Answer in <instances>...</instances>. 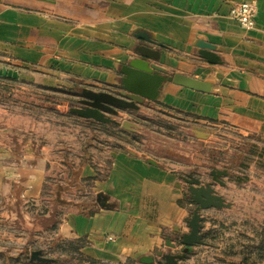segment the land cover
I'll return each instance as SVG.
<instances>
[{
	"label": "crops",
	"instance_id": "crops-1",
	"mask_svg": "<svg viewBox=\"0 0 264 264\" xmlns=\"http://www.w3.org/2000/svg\"><path fill=\"white\" fill-rule=\"evenodd\" d=\"M240 2L256 3L252 30L230 16ZM139 33L163 46L153 47L160 59L152 64L204 91L166 82L157 101L119 110L116 124L70 112L83 90L121 92L123 70L139 58ZM202 44L222 64L204 60ZM155 110L197 123L201 147L221 130L237 135L231 165L186 172L134 151L126 137L140 132L122 124ZM216 170L229 172L224 187L213 183ZM190 175L213 184L228 207L200 211L206 245L180 264L210 255L264 264V0H0V264H25L31 243L43 239L80 245L102 264L180 253L196 208Z\"/></svg>",
	"mask_w": 264,
	"mask_h": 264
},
{
	"label": "water",
	"instance_id": "water-1",
	"mask_svg": "<svg viewBox=\"0 0 264 264\" xmlns=\"http://www.w3.org/2000/svg\"><path fill=\"white\" fill-rule=\"evenodd\" d=\"M137 38L142 40V44L135 49L139 55L138 59L130 62L129 66L123 70L124 78L121 81V92L113 95L107 92H94L92 90H83L80 94L81 100L79 107L71 108L70 112L77 116L93 120L103 124H116L117 121L113 117L118 116V111H138L145 101L155 102L160 96V91L166 82L173 83L195 91H204V84L192 78L182 75L166 76L165 71L159 66L152 64L160 59V52L153 47L162 45L155 43L146 34L139 33ZM201 57L210 64H222L219 56L214 52V48L207 44L200 45ZM134 125L130 122H124L122 128L125 130H134ZM213 183L225 186L221 181L223 176H228L229 172L213 171L211 173ZM186 182L189 184V192L191 200L196 205L193 216L188 222L189 233L180 234L179 243L184 247L180 253H163L158 252L156 257L145 258L143 264H180L190 254L194 248L200 245H206L203 241L204 234L202 229V216L200 211L211 208H225L228 205L224 200L215 194L213 184L208 183L202 186V181L193 175H190ZM196 186L198 188H196ZM100 203V198H98ZM170 249L175 248V244L167 241ZM31 262L50 264L54 260L46 257L41 250L33 251L30 255Z\"/></svg>",
	"mask_w": 264,
	"mask_h": 264
},
{
	"label": "rangeland",
	"instance_id": "rangeland-1",
	"mask_svg": "<svg viewBox=\"0 0 264 264\" xmlns=\"http://www.w3.org/2000/svg\"><path fill=\"white\" fill-rule=\"evenodd\" d=\"M13 89L18 90L17 87H13ZM31 94L34 93L32 92ZM27 99L31 100L30 95L23 100ZM12 105L17 107L15 102ZM148 114V118L144 115L143 118L132 123L135 126L134 130L136 129L140 133L129 135L126 139L131 141V148L134 151L136 150L146 156L160 160V162L171 169L179 170L180 167H183V171L196 172L200 171L202 166L207 168L211 164L218 167L229 166L234 156L227 148L234 146V148L239 150L238 143L241 139L233 133L221 130L220 133L222 135L216 136V143L201 147L195 140L193 132V129L198 127L197 123L191 122L176 113L171 114L161 110L151 111ZM151 118L154 119L151 120ZM196 155H204V157L207 156L209 159H204L207 162L204 163L202 159H197ZM249 161L250 159L244 160L242 166H246ZM31 244V249L41 250L46 257L54 260L50 264H102L86 258L79 251L81 249L80 245L73 246L62 242H54L51 245L46 239L42 241L35 240ZM29 256L28 252L24 254L23 260L25 264H28ZM234 258L236 260L240 259L238 250L234 253ZM5 259V264H19V257H12L9 260ZM219 260L221 259L217 256L210 255L209 261L205 262V264H226V262Z\"/></svg>",
	"mask_w": 264,
	"mask_h": 264
},
{
	"label": "built area",
	"instance_id": "built-area-1",
	"mask_svg": "<svg viewBox=\"0 0 264 264\" xmlns=\"http://www.w3.org/2000/svg\"><path fill=\"white\" fill-rule=\"evenodd\" d=\"M255 14V2L235 3L230 10L231 18L247 30H252L255 27Z\"/></svg>",
	"mask_w": 264,
	"mask_h": 264
},
{
	"label": "trees",
	"instance_id": "trees-1",
	"mask_svg": "<svg viewBox=\"0 0 264 264\" xmlns=\"http://www.w3.org/2000/svg\"><path fill=\"white\" fill-rule=\"evenodd\" d=\"M27 261H29V258H28V260Z\"/></svg>",
	"mask_w": 264,
	"mask_h": 264
}]
</instances>
